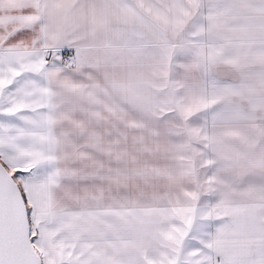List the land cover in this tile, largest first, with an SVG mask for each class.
I'll return each instance as SVG.
<instances>
[{
    "label": "snow or ice",
    "instance_id": "1",
    "mask_svg": "<svg viewBox=\"0 0 264 264\" xmlns=\"http://www.w3.org/2000/svg\"><path fill=\"white\" fill-rule=\"evenodd\" d=\"M0 264H264V0H0Z\"/></svg>",
    "mask_w": 264,
    "mask_h": 264
}]
</instances>
